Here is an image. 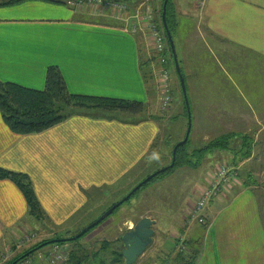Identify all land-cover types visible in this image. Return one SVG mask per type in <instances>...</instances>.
Returning a JSON list of instances; mask_svg holds the SVG:
<instances>
[{"label": "crops", "instance_id": "crops-1", "mask_svg": "<svg viewBox=\"0 0 264 264\" xmlns=\"http://www.w3.org/2000/svg\"><path fill=\"white\" fill-rule=\"evenodd\" d=\"M10 1L0 0L3 83L44 91L48 70L57 67L73 95L145 106V113L138 117L102 112L78 115L28 136L14 134L0 112V169L27 175L46 221L61 228L87 220L92 212L84 210L90 204L97 211L102 204H118L130 190L129 179L135 171L143 175L152 171L151 155L161 147L168 120L184 124V107L174 106L170 119L160 111L156 72L161 66L151 53L148 33L129 30L147 25L136 19L146 14L147 3L154 23L163 25L165 2L118 0L126 10L117 11L111 5L87 10L77 5L81 0ZM168 3L201 141L209 142L215 133H224L222 126H232L240 133H251L252 147L246 160L238 152L235 162L242 182L236 181L220 200L207 206L205 226L187 223L194 197L202 188L182 200L181 218L170 217L175 229L169 233L171 245L163 252L168 257L159 264H174L169 260L175 256H170L173 251L181 243L196 240L201 242L196 264H264V180L260 175L264 167V0ZM170 62L166 68L172 73L175 95V67ZM180 172L186 177L193 174L188 169ZM99 197L104 201L95 200ZM32 219L22 192L0 178V255L16 243V234L24 227L34 226ZM149 219L158 229L160 219Z\"/></svg>", "mask_w": 264, "mask_h": 264}, {"label": "rangeland", "instance_id": "rangeland-1", "mask_svg": "<svg viewBox=\"0 0 264 264\" xmlns=\"http://www.w3.org/2000/svg\"><path fill=\"white\" fill-rule=\"evenodd\" d=\"M89 1L90 0L77 1V5H81L84 9L87 10H96L95 7H106L107 3L106 0H101L103 1V4H99L97 2L96 4H89ZM81 2L82 4H80ZM136 27H138L139 31L142 30L143 32H147L148 37L151 36V34H149L147 30V25H136ZM157 27H159V29L164 31L165 33L163 25H157ZM150 41L152 44L151 53L157 56L151 38ZM169 49H171L170 45ZM171 54L172 52L170 53V55ZM172 59L171 65L172 67H175L174 61ZM180 69L183 73L181 65ZM172 70L174 71V69ZM175 76V93L177 92V94L174 95L172 89L173 103L169 111L166 112L167 114H165L168 115L169 119L173 114L172 109L174 108V106H180V109L186 106L180 79L176 72V67ZM160 111L163 113L161 104ZM183 111H185V109ZM187 113L188 111L185 112L183 126L177 125L175 119L173 121L170 120L171 122H169L168 120V124H166V126L164 125V139L161 142V147L159 145V147L156 148V151H154L151 155L150 160L151 162H153V166H151L150 169H152V171L144 175L141 174V170L135 171L129 179L131 182V188H129L131 190H129L130 193L148 177L164 170L168 166H171V163H173L172 156L174 149L179 143L184 141L188 131L189 122ZM195 120H197V117H195ZM192 122V131L187 146L190 153H193L194 151L205 147L210 141L214 139L233 134L235 135V137L233 138V140H231L229 149L226 151H216L209 154L203 159V161L200 163V167L196 170L189 168L177 169L174 173L168 176L161 177L153 181L152 183L150 182L132 199L131 202L120 208L102 225H99L96 229L90 231L88 235H86L77 244H71L68 242V240L71 241L73 237H75L76 235H80L84 229L93 224V222L95 223V220L97 218L100 219L107 209L110 210L112 208L111 206H107L105 204H102L100 206L97 205L99 206V209L97 211L96 205L90 204L84 210V213H88L89 211L92 212L91 214L89 213V217L87 220L82 219L81 221H72L61 228L52 226L46 221V219L43 221L32 219L34 221V226L29 225L27 227H24L19 233L16 234V243L13 244V246H11L5 254L0 255V264H8L11 261L17 260L18 258L25 257L26 255L29 256L19 261L18 264H70V258L72 254L74 252L78 253V257L80 259L81 254H79V251L82 249L90 258L84 264H126L125 260L122 263H116L115 260L117 256H115L113 253L114 246L116 247V249H120L119 236L125 234L131 229H134L135 225L140 222V220L149 217L160 219L159 226L158 229H154L155 236L153 244L139 259L137 264H159V260L168 257V252H163L166 247H169L171 245L169 233L175 229V226L173 225L174 223L170 221V217H173L174 219L181 218V216L183 215L182 200H185L188 197L192 198L194 195H196L199 188H202L199 191L198 197H194V199L197 200L190 215H188L187 223L188 225H192L193 223H196L190 220L193 211L197 208V204L201 200L203 193L212 187L222 167H227L232 170L236 169V177L233 180V183H235L236 181L242 182L240 177V170H238L235 161L240 150L244 155L247 153L250 141L249 139H252L251 133L244 134L240 133V130H237V127L222 126V132L224 131V133H215V135H213V137L211 138L212 140L205 143L201 141V127H199L194 121V117L192 118ZM206 128L207 127H205V130ZM202 129L204 130V128ZM216 130L218 129L216 128ZM244 158L245 160L248 159L247 156H242V159ZM182 169L193 171V174H191L192 176H183L182 172H180V170ZM262 172L263 173H260V175L262 174L261 177L262 180H264V167L262 168ZM129 191L127 190L125 192L124 195L126 197L130 194ZM224 192L225 191H223L222 194ZM160 195H162L163 197L161 198ZM101 198L102 197H99L95 200L98 202L104 201V199ZM162 199L163 202L161 203ZM220 199L221 198H218L216 200ZM159 203H161V205ZM118 225L120 226L118 227ZM55 241L63 242L55 243ZM182 247L183 245H181L179 249H181ZM176 250L177 249H175V252L177 253L180 251ZM175 252L173 251V253ZM172 254L171 256H173ZM175 257L176 256L169 257L171 258L169 260L172 262Z\"/></svg>", "mask_w": 264, "mask_h": 264}, {"label": "trees", "instance_id": "trees-1", "mask_svg": "<svg viewBox=\"0 0 264 264\" xmlns=\"http://www.w3.org/2000/svg\"><path fill=\"white\" fill-rule=\"evenodd\" d=\"M20 1L21 0H11L10 4H16ZM164 2L165 0L163 3ZM167 23L172 36L174 37L176 25H174L172 20L169 3L167 7ZM184 108L187 112V107L185 106ZM0 112L5 124L14 134L19 136H28L46 132L70 119L71 117L78 115H92L96 112H102L106 114L117 113L128 117H138L145 113V106L139 102H128L109 98L73 95L69 92L61 71L57 67H51L47 72L46 88L44 91H34L16 84L3 83L0 80ZM234 137L235 135L229 134L214 139L210 141L205 147L196 150L193 153L189 152L187 143L177 151L174 168H170V166L166 167L168 170L163 173H159L153 181L161 177L168 176L174 173L177 169H198L200 167V163L209 154L216 151L228 150L229 144ZM251 147L252 144L249 143L248 151L245 156L249 157L251 155ZM0 178L2 180H9L13 182L22 192L27 202L28 214L31 218L38 221H43L46 219V216L36 196L34 186L27 175L12 173L0 169ZM145 187L146 186L143 188ZM143 188L141 190H143ZM139 192H137L127 203L131 202ZM122 207L123 206L120 208ZM120 208H118L115 213ZM86 235L74 241L68 240V242L71 244H77ZM119 243L120 249H116L114 246L113 252L114 255L117 256L115 260L116 263L124 262L121 242ZM184 245L187 251H179L177 254L173 253L172 255L176 254L173 263L196 264L200 256L201 242L198 240L189 241L184 243ZM79 254H81L80 259L78 257V253L74 252L72 254L70 258V264H84L90 259L83 249L79 251ZM22 258L23 257L18 258L17 260L20 261ZM17 260L11 261L8 264H13L14 262H17Z\"/></svg>", "mask_w": 264, "mask_h": 264}, {"label": "built area", "instance_id": "built-area-1", "mask_svg": "<svg viewBox=\"0 0 264 264\" xmlns=\"http://www.w3.org/2000/svg\"><path fill=\"white\" fill-rule=\"evenodd\" d=\"M148 1V0H147ZM103 4V1L101 0H90L89 4ZM82 4V2L80 3ZM204 4V3H203ZM107 5L113 6L117 11H125L126 6L120 3L118 0H114L112 3H106ZM146 14L137 15L136 19L139 21H143L147 23V30L151 36H149L152 40V43L154 44L155 51L158 56V62L161 66V69L156 72V75L158 77V91H159V100L161 104V109L163 113H166L169 111L172 103V77L170 74V71L166 68V65L169 61H171V55H170V49L168 44V39L166 37V34L164 31L160 30L159 27L154 23V16L152 10L149 8V4L146 5ZM142 17V18H141ZM131 33L136 34L137 32H140L138 27L132 26L131 29H129ZM236 169L232 170L227 167H222L220 170V173L215 179V182L213 183L212 187L205 191L201 197V200L197 204V208L193 211L190 220L200 224L205 225L206 219L204 217V213L207 209V206L216 199L220 198L223 191L228 190L232 187L233 180L236 177ZM181 249H179L181 252H186L187 249L184 245ZM180 245V247H181ZM23 264V263H21Z\"/></svg>", "mask_w": 264, "mask_h": 264}, {"label": "water", "instance_id": "water-1", "mask_svg": "<svg viewBox=\"0 0 264 264\" xmlns=\"http://www.w3.org/2000/svg\"><path fill=\"white\" fill-rule=\"evenodd\" d=\"M168 1L169 0L165 1L164 8H163V14H162L163 28L165 30V33H166V36L168 39V43H169L170 48H171L173 61H174L175 67H176V72H177L178 77L180 79V83H181V87H182V91H183V95L185 98L186 107H187V111H188V120H189L188 131H187L186 137H185L183 142L179 143L175 147L174 152H173V163L171 164L170 168H174L177 151L181 147L185 146L188 143L189 138H190V134L192 131V112H191L190 103H189V99H188L186 81H185V78H184V76L181 72V69H180L175 42H174L172 33H171L169 26H168V23H167ZM166 170H168V168L148 177L145 181L140 183L126 198H124L118 204L114 205L99 220H97L95 223L91 224L89 227L84 229L80 235L71 239V241L80 239L81 237H83L84 235H86L90 231H92L94 228L98 227L100 224H102L104 221H106L108 218H110L118 208H120L121 206L126 204L128 201H130L131 198L137 192H139L144 186H146L147 184L152 182L158 176L159 173H163ZM155 225H156V222L149 219V218L142 219L140 222H138L135 225L133 230H131L130 232H128V233H126L120 237L121 249L123 250L122 254H123V257H124L126 264H137L139 259L151 247V245L154 242V236H155L154 226ZM59 242H63V241H55V243H59ZM28 256L29 255H26L21 260H23L24 258H26ZM18 262L19 261L15 262L13 264H18Z\"/></svg>", "mask_w": 264, "mask_h": 264}]
</instances>
